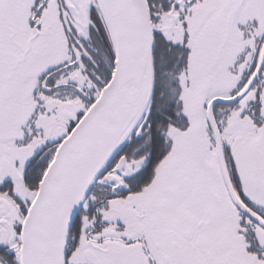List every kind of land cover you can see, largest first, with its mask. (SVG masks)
Segmentation results:
<instances>
[{
    "label": "snow or ice",
    "instance_id": "6c2138e0",
    "mask_svg": "<svg viewBox=\"0 0 264 264\" xmlns=\"http://www.w3.org/2000/svg\"><path fill=\"white\" fill-rule=\"evenodd\" d=\"M0 264H264V0H0Z\"/></svg>",
    "mask_w": 264,
    "mask_h": 264
}]
</instances>
